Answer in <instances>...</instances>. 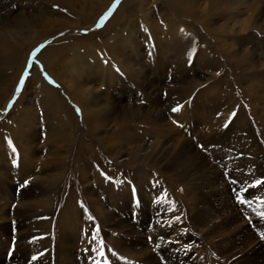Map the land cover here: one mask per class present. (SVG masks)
<instances>
[{
  "label": "rangeland",
  "instance_id": "374dc122",
  "mask_svg": "<svg viewBox=\"0 0 264 264\" xmlns=\"http://www.w3.org/2000/svg\"><path fill=\"white\" fill-rule=\"evenodd\" d=\"M85 1L108 4L93 22L86 23L79 12L84 0H73L72 8L65 0L0 1V39L12 41L15 35L28 41L22 71L13 83L11 95L5 102L0 101V152L4 149L8 153V159L0 161V199L3 193L9 196L7 201V198L0 201L1 209L7 207L0 219V258L5 256L8 263L7 253L13 252L19 259L29 258V264H65L62 254L66 250L73 260L69 264L106 261L152 264L156 257L163 264L162 256L173 264L183 260L186 264H204L199 261L204 256L214 258V264H222L230 254L239 256L231 251L224 258L222 253L230 245L220 243L221 233L212 238V224L199 220L201 190L196 184L192 189L178 175L179 170L175 171L172 166L175 151L167 150L163 161L159 159V164L147 165L141 157L129 161L133 146L127 147L129 141L123 142L122 137L117 145H106L110 138L122 136L118 134L120 128H126L127 136L133 134L132 141L140 137V146L156 142L154 132L158 127L166 133L173 128L178 129L174 134L178 138L176 142L184 140L185 145L189 144L187 149L195 146L193 153L207 159L211 152H205L212 138L204 135L206 132L212 135L213 127L224 123L227 127L224 126L225 134L221 137L226 140L223 138L219 143L224 153L232 156L224 158L222 153H215L208 160L223 171L229 167L236 169L234 173L250 170L244 172L247 181L242 179V174L237 179L241 190L247 188L251 198L244 205L236 203L241 212L229 213L243 218L236 225L239 222L246 224L243 227L257 225L240 240L243 250L249 251L256 238L264 234V216H261L264 186L250 187L260 180L264 169L259 173L253 164L247 165L255 158L250 149L264 151V0H187L181 8H174L171 0ZM124 2L126 10L129 9L127 14L119 13ZM45 12L67 25L51 32L43 31L41 26H32L31 30L23 27L15 34L10 30L12 23L20 18H30L39 24L38 17ZM203 21H209V25ZM113 36L121 42H115ZM77 43L93 48L90 52L117 70L114 84V80L102 79L107 77L108 70L103 71L101 63L94 60L96 55L84 61L77 59L72 67L62 68L76 58L68 48ZM87 53L80 51L79 55ZM126 61L129 66L125 71L117 68V62ZM132 65L136 71H131ZM2 82L5 83L4 79H0V93L9 87V83L2 86ZM182 84L190 85L194 91L185 107L190 115L187 122L178 117L181 107L174 94L175 86ZM250 85L258 88L253 94L248 91ZM46 89L55 91L69 109V121L76 137L70 153L69 143L63 140L69 131L59 127L49 109L43 96L48 92ZM69 89L74 93L70 94ZM150 104L157 105L161 114L148 113ZM83 105L89 111L107 109L99 116L102 125L94 134L85 123L87 114ZM132 108L146 109L134 114ZM174 108L179 110L174 112ZM124 109L129 122L117 127L113 121L120 119ZM244 122L252 133L240 130ZM32 134L36 135L30 138ZM31 140L32 158L38 166L25 175L15 146ZM81 146L88 148L81 158L85 164L77 161ZM65 156L69 160L61 177V167L56 164L53 167L51 162L58 158L62 162ZM186 167H191V163ZM224 173L229 180V172ZM190 174L196 176L198 172L191 168ZM52 177L57 180L52 182ZM44 191L49 192L45 196L52 198L53 203L41 212L31 207L34 218L30 226L16 227V212L22 210L21 204L30 201L22 193ZM142 213L147 214L148 222L146 218L139 232H132L130 223L136 221L134 215ZM226 216V213L222 215ZM216 222L220 223V219ZM137 225H141L140 220ZM232 230L237 233L241 229Z\"/></svg>",
  "mask_w": 264,
  "mask_h": 264
},
{
  "label": "bare ground",
  "instance_id": "6f19581e",
  "mask_svg": "<svg viewBox=\"0 0 264 264\" xmlns=\"http://www.w3.org/2000/svg\"><path fill=\"white\" fill-rule=\"evenodd\" d=\"M109 1L110 0H108V2ZM186 1L187 0H171V3L175 6L174 8H181V7H183L182 6L183 3L185 4ZM65 2L68 4V6L70 8H72V6H73V0H68V1L65 0ZM90 3L91 2L84 0V2L82 3L83 7H81V11H79V12H82L83 13L82 16L84 18V21H86V23L93 22L99 16V14L105 9V7L108 4V3H101V4H99V2L98 3L94 2V3H91V4ZM125 4H126V2H124L121 5V7L119 9L120 10L119 13H121L123 11L124 14H127V12H128L129 9L126 10ZM93 5H94V7H92ZM45 13H46L45 15H40L38 17L39 24H35V22H33V20H31L30 18H20V20L19 21H16V23H12V25H11L12 27L10 28V30L13 29L14 34H15L16 33V30H18V31L19 30H22L21 28H23V27H26L27 29L31 30L32 29V26L34 28L36 26H41V28H43V31L44 30L45 31H50V30H53L54 28H58V27H62L64 25H67V22L55 20V19H53L54 17H52L53 15H47V12H45ZM121 17H126V15H120V18ZM35 21H36V19H35ZM203 23L206 24V25H209V21H207V22L206 21H203ZM202 27H204V26H202ZM18 31H17V33H18ZM113 39L117 43H120L121 42L119 39H117V36H113ZM27 48H28V41L24 37H22V36L21 37L20 36L16 37L14 35L12 41H6L4 39H0V76H2V78H0V79H2V80L4 79V82H5V83L2 82L1 85L2 86H5V85L7 86L8 83H9V87L8 88H5L6 91L0 93V101L2 103L9 99V97L11 95V91H12L11 89H12L13 83L16 81L17 77L19 76V74L22 71V67H23V63H24V60H23L24 59V53L28 50ZM90 50L91 49H88V46H84L83 43H77L75 46L69 47L68 48L69 53L72 54V55L75 54V57L76 58L75 59H72L71 58L72 60L67 65H65V66L63 65L62 68L66 67L68 65L72 67L73 65L76 64V62L78 60L84 61V59H88V57L89 58L90 57L95 58L94 55H96V54H94V52L93 53L90 52ZM93 50L94 49L92 48L91 51H93ZM80 51L88 52L90 54L87 53V54H84V56H82V55H79V52ZM67 55H68V53H67ZM96 58L97 59H94V60L96 62H98V63H101V67L103 68V71L108 70V74H107V72H104V74L105 73L107 74V77H104L103 76L102 79L105 80V78H107V80L110 79V81L114 80L113 81V84H114V82L116 81V78L114 76L116 75L115 72H117V70L111 68V66H108V65L104 64L103 63V60L101 58H99L97 55H96ZM62 61L63 60H61L60 62H62ZM116 66H117L118 69H120V67L124 68L122 70L125 71L128 68V66H129V62L126 61L124 64H122L121 62H119V63L117 62ZM131 71H136V69L134 68L133 65L131 67ZM56 76H57V74H56ZM60 81H61V79H60ZM80 83L78 85L81 88L82 87L84 88V86H82ZM262 83H263V86L262 87H264V81ZM247 84L249 85V83H247ZM247 87H249L248 88L249 89L248 91L251 92V93L252 92H255V90L257 88V87H252L251 85L250 86H247ZM85 89H87V88H85ZM68 92H72L70 94H73L74 93L71 89H69ZM193 92L194 91L190 87V85L188 87L185 86V85H183V84L180 85V86H175L174 94L176 96L177 103L181 107L180 112L178 114V117H179L180 120H182L184 122L186 120H188V121L190 120V115H189L188 112L185 111V107L187 108L188 100L191 97V93H193ZM43 96L46 98L45 101L49 104V106H50L49 109L52 110V112H53V114H54V116H55V118H56V120H57V122L59 124V127L61 129H63V130H68L69 131L67 137H65L63 140H64L65 143H69L68 146H67V149H68L67 151H69V153H70L71 149L74 146V140L76 139V137H75V132L73 131V128H71L72 125H71V123L69 121V119H70L69 116H68L69 115V113H68L69 112V109L66 108L67 106H65L64 101L61 98L58 97V95L56 94L55 91L49 90ZM73 97H76V96H73ZM99 100H102V99H99ZM83 107L86 110V114H87L86 115L87 118H86L85 123L87 124V126H88L89 130L91 131V133L94 134V133H96L101 128V125H102V122L100 121L99 116L103 112H105V110H107V109H105V108L102 107V109H97V110H93V111L91 110V111H89L88 106H87V109H86L85 105H83ZM145 109L146 108H138V110H136V109L132 108L131 113H134V114L137 113V114H139V112H141V113L144 112ZM158 109L159 108L157 107V105H151L150 104V106L147 108V111H148V113H152V111H155L157 114H161L160 111H159L160 109L159 110ZM233 109H234V107H233ZM102 110H104V111H102ZM124 111L122 112L121 117H120V119H118V121H116V122H115V120L113 121L115 123V126H117V127L122 126V125H124L128 121V113L126 112V109H124ZM231 113H233V112H231ZM160 117H162V115H160ZM145 118L142 116L141 119L142 120H146ZM16 124H18V123H16ZM224 126H225V123L224 124H221V126H218V125L216 126L215 125L213 127V129H212V135L207 134L208 132H206V134L204 135L205 138H207V137H208V139L212 138L211 141L209 140L210 142L208 144V150H206V152H205V153H207V151H208V153L211 152V154L209 153L210 156H208V158H210L211 156H213L215 153H222L223 156H224V158H227V157H231L232 156L230 154L224 153L223 147L220 146L221 143H219V141L220 140H223V138H224V137L223 138L221 137V134H223V133L225 134V130H224L225 128H224ZM242 126L243 127H241V129H240L241 131H245V132H248L249 131L250 132V129L248 128V125H246L245 122L242 124ZM173 130H175V129L171 128V131H173ZM177 130H175L173 133H171V131L168 129L169 132L166 133V131H164L163 128H159L158 127L155 130V132H154L156 142L151 143V144H148V145L140 146L141 145L140 144V141H141V138L140 137H138V139H136V140L133 139V141H132L133 134H131L130 136H127L128 133L126 131V128L125 129L120 128V132H118V134L119 135H122V136H114L113 138H110L109 139V142L106 145L110 146V144L113 143L114 146H115L116 142L119 143V141H120L119 137H122L123 138V142L124 141L126 142L127 140L129 141L127 143V147L129 145H132L133 146V150L131 152H129V154H128L129 155V158H130L129 161L131 159H132V161H135V159L137 157H141L142 158V162L144 164L147 163V165L149 163H152V165L159 164V162H161L160 160H162V159L164 160L165 159V157L167 155V150L168 151H170V150L175 151V153H176L175 154V158L172 161L173 162L172 163V166L175 167V171L179 170L178 175L183 176V179L186 180V182L188 183V185H190L191 187L193 186L192 189H194V187H195L194 185L196 184L197 185L196 188L201 190L200 208L198 209V216H199L198 218H199V220L201 219V222H203V223L205 222V224H207V225H211L212 224L211 227H210V229H211L210 230V233H211L212 238H215V235H217L218 233H221V235H222V242H220V243H222V244L224 243L223 244L224 246H226V245L229 246L230 245L229 246V249H226V247H225V250L222 253V255L224 256V258L226 257L227 252H231V251H236V254L239 255V256H236L234 254H230L229 256L226 257L225 261H222L221 263L222 264H224V263L225 264H264V239H260L261 236H258L256 238L257 239L256 240V243H254V245L252 246V248L249 251H246V252H245V250H243L244 244L242 242H240L241 238L244 237L245 235H247L250 232L252 233V231L255 230V228L257 227V225L254 226V224L251 223V224H248L247 226L243 227V225H246V224L240 223V222H239L240 225H236V223L238 221L242 220L243 218L242 217L239 218L238 216L232 217L231 215H229L230 212H232V213L241 212V209H239L237 207V205H236V203L238 202V198H237V195H236V190H238V189L241 190V186H239L240 183L238 181L239 179H237V176L239 174H242L243 175V178L242 179L244 181H247L249 178H247L244 175V172L245 171H250V170H248V168H245V170L243 169L242 171H236L234 173V170H236V169L233 170V168H232L231 170H229L230 169V167H229L226 170L224 168L225 171H226V173L228 174V172H229V174L231 175V178L229 180H226L225 179L226 176L224 175L225 174L224 173L225 171H223L221 169H217L218 168V165L215 166L210 160H208V158L205 159L204 156L201 155L200 153H197V152H194L195 154L193 153L192 149H193V147L196 148L195 146H190L189 149H187L189 144L188 145H185L187 143H185L184 140H182V142L180 141V143L176 142L178 138H174V134L176 135ZM250 133H252V132H250ZM262 134H263V132H262ZM35 135L36 134H34V135L32 134L30 138H33ZM123 135H126L127 137L125 136V138H124ZM224 140H226V139L224 138ZM31 142H32V140L30 142L29 141L28 142H24V144L21 142V143H19L18 145L15 146V148L17 149V150H15L16 151V156H20L19 159L21 158L22 170L25 173V175H26L27 171L30 172L31 169H35L38 166V165H36V162H35L36 160L32 158ZM263 142H264V138H263ZM26 143H28V144H26ZM121 143H122V141L120 142V145H121ZM253 143H255V141H253ZM85 146H81L78 149L79 150L77 152L78 158H79V160H77L78 163H79V161H81V158H83V156H84V154H83L84 150H88V148H86ZM249 152H252L255 155V158L253 160H250L249 163H247V165L253 164V166L256 167V169L255 168L254 169L257 172L262 173L263 172V169H264V167H263V165H264V151H263V149H261V150L260 149H253V150L250 149ZM69 153L67 154V156L69 155ZM243 153H245V152H243ZM169 154H170V152L168 153V156H169ZM92 155L94 156V154H92ZM14 158L16 159V157H14ZM7 159H8V153L6 152V150L3 149V151L0 152V161H4V160L6 161ZM68 160H69V158L65 156V158L63 159L62 162H61V159H59V158L58 159H54V161L51 162V164L53 163V165H52L53 167H56L55 164L58 165V167L59 166L61 167L60 168L61 169V172H60L61 177L65 173L66 163L68 162ZM245 161L246 160H244L243 162H245ZM251 161H254V162H251ZM48 162H49V160H48ZM83 163L85 164L84 161L82 162V164ZM190 163H191V167L184 168L185 165L190 166ZM238 163L240 164V161ZM181 166H183V167H181ZM43 167L46 168V165H44ZM231 167H232V165H231ZM47 168H48V166H47ZM191 168L194 169V170H196L198 172V174L196 176H193L192 174H190V169ZM25 175H24V177H25ZM6 177H7V175H6ZM260 177H261L260 180L261 179H264V173ZM177 179H178V177H177ZM242 179H240V180H242ZM54 180L56 181L57 180V177L53 178L52 182H54ZM232 180H236L238 183L233 184L232 183ZM102 181H104V180H102ZM225 182H227V183H225ZM44 183H45V181H44ZM234 189H235V193L233 192ZM47 193H49V192L44 191V193L40 192V193H33V194H28V195L22 193V197L28 198V199H30V201L21 204L20 207H21L22 210L16 212L17 215H18V218H17L18 224L16 223L17 224L16 227H20L22 225L23 227L28 228L30 226L31 221L34 218V213L30 209L31 207H33V209L36 212H41L42 209L46 208L47 206H49L50 204L53 203L52 202V198H50L48 196H45V194H47ZM41 195H42V198L39 197ZM245 196L247 197V199H250L251 198V196L248 194V192L245 193ZM2 197L3 198H1L0 201H3L4 199H6L7 198V195L3 193L2 194ZM8 198H9V196H8ZM8 198L5 201H7ZM6 203H8V202H6ZM257 206H259V205H257ZM6 208L7 207H4V209H1V207H0V211H1L0 212V219L1 220H2V218H1L2 215H5L4 212H2V211L5 210ZM256 210H258V209H256ZM225 213H226L227 216L226 217H222V215H225ZM134 216L136 218V221L133 222L131 220L132 222L130 223V226H131L130 229L132 230V232L138 233L139 230L146 224L145 223V219L147 218V214L142 213L141 215H134ZM131 218H133V217H131ZM148 218H147V221L146 222H148ZM219 219H220V223L216 222ZM139 220L141 221V225L140 226L137 225V224H139ZM234 227L240 228L241 230L236 233L234 230H232V229H234ZM2 231L4 232V231H6V229H3ZM147 231L145 233H147ZM258 231H259V229H258ZM261 231H263V230H261ZM28 232H29V234L31 233V231H28ZM149 232H151V230ZM234 233H235V236L232 235ZM228 236H233L234 238L233 239L232 238L229 239ZM245 242L248 244L249 240L248 241H245ZM24 249H25V247H24ZM4 250H5V248H4ZM164 250H166V249L164 248ZM0 252H2L1 249H0ZM7 252H8V250H7ZM8 253H7V255H8ZM37 254H38V252H37ZM62 255H61L62 256V260H63V262H65V264H69L68 261H72L73 262L72 258L69 257L70 256V253L67 252L66 250L63 251V254ZM0 259H1L0 260V264H29V258H27V259H25V258L24 259H19V257L17 258L15 256V253H13V252H12V257L10 259H8V257H7L8 263H6V257L5 256L2 257V258H0ZM166 259H167L166 257H163L162 256V258L160 260H165V262H167V264H173L171 261H166ZM213 259L210 256H204L203 258H200L199 261L202 262V263H204V264H214V262L212 263ZM219 259L220 258H218V260H217V258H216V260H217L216 262H218ZM168 260H169V258H168ZM153 263L154 264H160L158 262L157 257H156L155 261L152 262V264ZM186 263L184 262V260L182 262H180V264H186ZM175 264H178V263H175Z\"/></svg>",
  "mask_w": 264,
  "mask_h": 264
},
{
  "label": "snow or ice",
  "instance_id": "6c2138e0",
  "mask_svg": "<svg viewBox=\"0 0 264 264\" xmlns=\"http://www.w3.org/2000/svg\"><path fill=\"white\" fill-rule=\"evenodd\" d=\"M117 3H119V0H117ZM111 13L109 12L108 15H110ZM21 84H23V81H21ZM14 103V101H13ZM11 106V105H10ZM179 109L177 108H174L173 111L176 112L178 111ZM225 127H227V124H225ZM203 148V146H201ZM233 184H236L238 183L236 180H233L232 181ZM257 186H264V180H257L255 184L253 185H250V187H257ZM248 191L247 188H244L243 190H236V195H237V198H238V202L241 204V205H244L246 203V200H247V197L245 196V193ZM264 203V202H262ZM262 216H264V213L261 214ZM97 232H99V229H97ZM93 239H95V237H93ZM261 239H264V234H261ZM103 247V245H102ZM100 255L103 256L104 255V252L101 250L100 251ZM33 259H36L35 257H33Z\"/></svg>",
  "mask_w": 264,
  "mask_h": 264
}]
</instances>
